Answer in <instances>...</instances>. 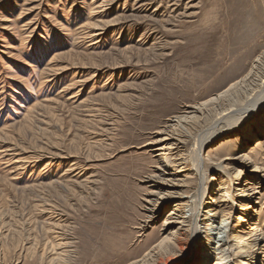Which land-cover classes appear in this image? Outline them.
Instances as JSON below:
<instances>
[{"label": "rangeland", "instance_id": "374dc122", "mask_svg": "<svg viewBox=\"0 0 264 264\" xmlns=\"http://www.w3.org/2000/svg\"><path fill=\"white\" fill-rule=\"evenodd\" d=\"M262 50L264 0H0V264H128L194 204L206 264L225 240L264 264V105L200 154L215 117L153 143ZM185 237L149 264H188Z\"/></svg>", "mask_w": 264, "mask_h": 264}, {"label": "bare ground", "instance_id": "6f19581e", "mask_svg": "<svg viewBox=\"0 0 264 264\" xmlns=\"http://www.w3.org/2000/svg\"><path fill=\"white\" fill-rule=\"evenodd\" d=\"M263 105H264V50L260 51L253 58L251 62V66L245 74L233 78L231 82L227 84L224 88H222L219 92H216L215 94L211 95L209 98H207L202 102L187 107L182 114H178L174 116L170 120L171 124L170 123L166 124L165 127L161 131H159V135H157L153 139V143L156 145L154 149L159 150L160 154H165L166 151L171 150L170 148H173L174 145L177 149L183 147L184 145L181 144L186 141L185 137H189L191 133L189 129L193 128V126L197 125V123L198 124L203 123L209 118L213 119L212 117H215L216 119L213 122V124L211 123L210 127L213 128L216 126L217 128L216 129L213 128L214 130L212 129V131L205 133L202 136L200 135L201 137L194 138L195 139L194 148L196 149L197 154H200L203 146L206 143L210 142L219 132L224 130L225 127L229 129L234 127L235 124H238L241 120H243V116L247 117L249 114L253 113V110ZM236 113H238L239 116L241 115L242 116L238 118L236 121H234V123H230L231 121H229V119L236 116ZM176 127L180 129L179 132L181 133L182 138L178 139L177 142H173L171 141L172 140L171 138H173V129ZM160 157L163 156L160 155ZM182 160H185V158H182ZM241 161L246 162L247 160L244 159ZM196 170H198V168ZM166 172H167L166 168L161 166L160 171L157 174V177L160 178L162 181H166V178L163 177L166 174ZM205 176L202 177L201 180L202 183ZM162 183L166 184V182H162ZM246 186L247 185L243 186L244 187L243 192L247 190V188H245ZM167 194L168 192H164V194H162L160 198H163ZM196 196L194 197L195 200L197 201L198 199H196L197 198ZM191 197L192 195L189 196V198ZM190 201L191 200H189L188 202L190 203ZM193 202L194 201L192 200L191 203ZM156 204L157 203H155L154 206ZM188 205L189 204L187 203V206ZM154 206L148 208V210L153 211ZM193 208L194 209L191 208L192 212L190 215H186L185 212H180V213L174 212L173 215L170 216L169 220L166 221V226L169 228H171L175 224L178 226L177 230L171 232V237L163 239L155 247L148 250L145 254L138 257L136 260L129 262L128 264H149L150 260L153 257H155L156 248L161 249L165 245L170 246L171 243L173 242H175L177 246L178 245L180 246L181 238H186L185 235L187 236V234H188L187 246L189 248L188 250L190 252V255H192V258L190 257V259H185V260L186 261L189 260L188 264H206L209 261V257L205 259L203 258V256H201V254H199L203 245L199 243L196 246L194 245V248L191 246V240L196 236H198L197 227L195 226L193 227V222L197 218L196 215V211H198L197 204H194ZM228 226H229V222L225 225L223 223H220L217 226H214V228L212 227V229H219L220 231L222 230L224 231L225 228H227ZM261 238H264V234ZM258 239L259 236H255L253 238L255 242H257ZM224 245H226L225 248ZM232 248H233L232 242L228 240L222 242L220 246H218V250L220 249L221 251L220 252L213 251L214 254L217 255L216 257L217 259L211 264H231V259L233 256ZM192 249H194V251H192ZM67 264H77V263L70 261Z\"/></svg>", "mask_w": 264, "mask_h": 264}]
</instances>
